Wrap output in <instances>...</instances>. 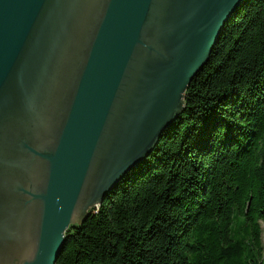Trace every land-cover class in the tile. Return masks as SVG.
<instances>
[{
    "label": "water",
    "instance_id": "95a60500",
    "mask_svg": "<svg viewBox=\"0 0 264 264\" xmlns=\"http://www.w3.org/2000/svg\"><path fill=\"white\" fill-rule=\"evenodd\" d=\"M246 1L0 0V264L57 263Z\"/></svg>",
    "mask_w": 264,
    "mask_h": 264
},
{
    "label": "trees",
    "instance_id": "16d2710c",
    "mask_svg": "<svg viewBox=\"0 0 264 264\" xmlns=\"http://www.w3.org/2000/svg\"><path fill=\"white\" fill-rule=\"evenodd\" d=\"M187 110L56 264H264V0H247Z\"/></svg>",
    "mask_w": 264,
    "mask_h": 264
}]
</instances>
